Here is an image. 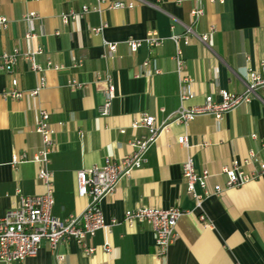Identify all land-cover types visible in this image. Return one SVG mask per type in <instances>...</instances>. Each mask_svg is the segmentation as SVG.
<instances>
[{"label":"crops","instance_id":"obj_1","mask_svg":"<svg viewBox=\"0 0 264 264\" xmlns=\"http://www.w3.org/2000/svg\"><path fill=\"white\" fill-rule=\"evenodd\" d=\"M105 1L98 5V0H0V16L8 20V28L0 34V53L42 50L36 57L41 67L48 61L60 67L42 74L45 87L36 97L0 99V217L17 203V191L24 196L44 192L36 164L11 166L13 155L31 157L40 147V137L34 132L39 110L49 113L55 130L48 168L53 173L52 215L62 220L81 213L88 204L86 197L76 193V172L100 166L107 158L125 156L128 141L143 133L130 127L138 114L147 113L160 124L181 107L202 105L207 95L219 100L221 90L241 94L248 71L264 66V0L204 2V15L195 33L213 31L207 47L192 36L188 45L179 40L183 73L177 71L170 36L183 35V25L189 23L194 7L191 0ZM118 1L133 7L108 9L110 2ZM82 6L90 11L61 24L62 14L81 12ZM97 6L100 12L93 10ZM29 11L38 19L27 24L21 16ZM101 24L106 26L101 35L90 32ZM26 32L33 37L26 40ZM150 32L163 40L159 47L150 49L143 42ZM127 39L142 41L135 54L129 52ZM103 41L116 45L112 58ZM146 61L149 65L143 68ZM12 78L23 92L39 85L38 75L21 61L11 74L0 72V94L10 88ZM73 82L82 87L73 88ZM109 85L114 86V98L109 115L101 117L97 108ZM183 90L190 94L185 100L180 98ZM259 97L220 121L200 116L185 128L170 125L148 152L147 163L101 201L105 220L114 218L119 223L86 239L88 246L95 248L91 255L84 254L73 240L59 246L64 263L162 264L154 254L151 227L122 223L125 210L144 205L183 210L165 264H264V175L240 188L225 189L220 196L208 197L201 210L187 195L181 175L187 155L193 158L197 171L211 174L209 189L225 186L220 170L232 160L242 163L253 152L264 162V92ZM183 134L189 139L187 150L177 144V137ZM255 168L241 166L245 173ZM200 212L209 228L199 222ZM106 244L109 252L104 251ZM22 264H55V259L43 243L37 256Z\"/></svg>","mask_w":264,"mask_h":264},{"label":"built area","instance_id":"obj_2","mask_svg":"<svg viewBox=\"0 0 264 264\" xmlns=\"http://www.w3.org/2000/svg\"><path fill=\"white\" fill-rule=\"evenodd\" d=\"M225 0H191L194 7L190 9V21L183 25V35H171L170 40L175 45L174 61L177 71L183 73L185 70L184 60L181 58L179 49V40L183 39V44L188 45L189 38H197L206 47L209 35L213 31L210 28L208 33L196 34L195 26L203 17V3L217 2L223 4ZM105 0H98V5L104 4ZM180 1H178L179 3ZM132 4L121 2H110L108 9H132ZM100 12L99 6L93 9ZM90 9L82 6L81 12L70 11L60 16L62 25H67L77 18L88 13ZM22 20L29 24L38 19V15L29 11L25 13ZM101 24L97 28H92L91 33L101 35L105 29ZM8 28V20L0 16V34ZM173 30V26L170 27ZM54 35H59L55 32ZM33 37L31 32H26L24 38L29 40ZM143 42L150 48L159 47L163 40L155 32L146 35ZM126 46L131 54H135L140 48L142 41L127 39ZM107 49L108 56L112 58L116 52V45L103 41ZM42 53V50H36L29 53L14 51L12 53H0V72L11 74L16 65L21 62H27L30 70L38 75V84L34 90L23 92L17 88V80H10V88L0 94V99L12 98H34L45 87L43 73L47 70L58 71L59 66H55L48 61L41 67L36 62V57ZM79 65V64H78ZM149 62L143 63V68H147ZM158 73V72H154ZM150 74H148L149 76ZM182 82L186 83L188 79L183 76ZM73 88L82 87L81 84L73 82ZM264 92V66L260 70H249L245 82V90L241 94H233L227 91H219V100L212 96H206L202 105L190 108H179L166 121L157 124L155 118L147 113L138 114L137 118L131 124L132 129H141V136H137L128 141L129 152L119 159L112 160L107 158L100 166H93L88 169H82L76 172V188L79 197H86L88 204L79 214H70L62 220L52 215L53 201V173L49 170V155L53 151L55 130L50 123L49 113L46 110H39L34 132L40 137V147L31 157L26 154L13 155L11 166L15 167L24 163H34L38 166L37 179L44 188L40 195L19 196L17 203L0 217V262L9 264H22L25 260L35 258L45 243L54 255L55 264H65V255L58 252L59 246L70 240L75 241L86 255L94 253L95 248L88 246L86 239L93 237L96 232L103 230L109 231L117 225V219L111 218L108 222L105 220L101 210V201L113 194L119 182L127 179L135 170L142 168L147 163V154L155 146L160 135L168 132L170 125L177 124L184 128L200 116H211L216 121H220L223 116L232 112L238 107L249 104L253 99H260L259 94ZM103 102L98 106L99 116L106 117L110 113L111 104L114 98V86L109 85L105 92ZM188 90H183L180 95L181 100L189 98ZM124 133V130H119ZM252 138H255L252 136ZM177 144L184 149L190 147L189 139L186 134L177 137ZM242 165H256V168L250 172L242 171ZM220 174L225 176V186H213L209 189L207 182L211 174L207 170L197 171L194 166V160L187 155L181 164V175L185 181L186 193L195 203V207L201 210L205 199L212 196H220L225 189L240 188L250 181L257 180L264 175V162L259 161L253 152L241 162L232 160L229 166H223ZM199 189V192H197ZM183 215V210L179 207H173L168 210L153 208L149 206H138L124 211L122 223L132 226L137 223H145L151 227L153 235L154 254L165 264L167 252L176 238V226ZM205 228H209L203 214L198 216ZM104 251L109 252L108 244L104 246Z\"/></svg>","mask_w":264,"mask_h":264}]
</instances>
